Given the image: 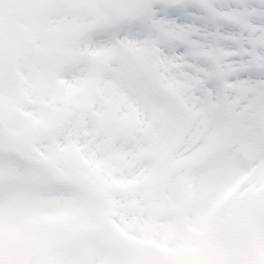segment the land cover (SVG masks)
<instances>
[{
  "label": "rangeland",
  "instance_id": "obj_1",
  "mask_svg": "<svg viewBox=\"0 0 264 264\" xmlns=\"http://www.w3.org/2000/svg\"><path fill=\"white\" fill-rule=\"evenodd\" d=\"M253 64L264 0H0V264H264Z\"/></svg>",
  "mask_w": 264,
  "mask_h": 264
}]
</instances>
